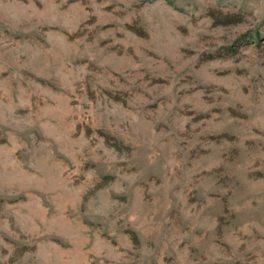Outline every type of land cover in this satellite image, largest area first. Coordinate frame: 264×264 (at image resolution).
<instances>
[{"label":"rangeland","instance_id":"rangeland-1","mask_svg":"<svg viewBox=\"0 0 264 264\" xmlns=\"http://www.w3.org/2000/svg\"><path fill=\"white\" fill-rule=\"evenodd\" d=\"M0 264H264V0H0Z\"/></svg>","mask_w":264,"mask_h":264}]
</instances>
